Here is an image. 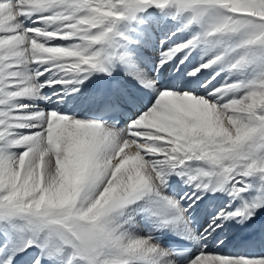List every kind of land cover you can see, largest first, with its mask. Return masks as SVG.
<instances>
[{
  "label": "snow or ice",
  "instance_id": "1",
  "mask_svg": "<svg viewBox=\"0 0 264 264\" xmlns=\"http://www.w3.org/2000/svg\"><path fill=\"white\" fill-rule=\"evenodd\" d=\"M0 264H264V0H0Z\"/></svg>",
  "mask_w": 264,
  "mask_h": 264
}]
</instances>
